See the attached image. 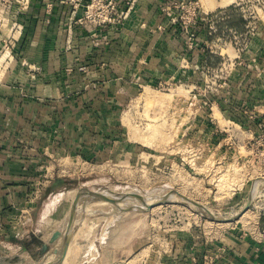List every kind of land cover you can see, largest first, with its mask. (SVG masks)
Segmentation results:
<instances>
[{"label": "rangeland", "instance_id": "374dc122", "mask_svg": "<svg viewBox=\"0 0 264 264\" xmlns=\"http://www.w3.org/2000/svg\"><path fill=\"white\" fill-rule=\"evenodd\" d=\"M4 1L10 8L5 10L2 30L9 36L0 46V66L11 70L26 64L14 49L21 12L46 2L51 17L60 4L71 5L65 0H20L19 5L16 0ZM222 1L231 4L240 28H245L244 18L257 23L264 16V0ZM198 2L206 6L217 0ZM255 24L251 35L257 31ZM240 40L234 39L235 47L241 46ZM206 82L197 89L180 84L148 88L123 106L119 120L97 121L91 116L88 122L76 121L78 129L71 140L61 139L67 146L71 141L72 148L51 159L55 181L40 208V215L47 212L48 217L35 228L37 237L10 235L0 228V264H60L74 204L71 244L61 264H111L121 256L120 250L101 245L137 243L132 259L142 263L152 252L160 257L164 243L171 241L215 245L221 252L231 237L264 240V123L256 119L262 124L258 133L252 124L244 127L241 121L247 113L236 105L227 107L221 93L215 88L211 93L212 85ZM211 101H217L220 110L213 109ZM83 143L86 150L75 152V146L81 149ZM89 191L108 194L119 204L92 201ZM82 192L86 193L76 201ZM150 199L167 202L148 209ZM249 200V211L231 223L211 220L202 211L229 219L238 216Z\"/></svg>", "mask_w": 264, "mask_h": 264}, {"label": "crops", "instance_id": "0c3cea01", "mask_svg": "<svg viewBox=\"0 0 264 264\" xmlns=\"http://www.w3.org/2000/svg\"><path fill=\"white\" fill-rule=\"evenodd\" d=\"M129 1L132 10L122 27L97 34L91 24L77 23L83 7L74 11L60 4L49 17L45 2L21 12L14 49L26 64L11 70L0 66V228L10 235L36 236L35 228L48 217L47 212L40 215V208L55 181L51 159L72 148L71 141L67 146L61 139L71 140L78 129L74 123L91 116L119 120L123 106L148 88H202L229 56L236 64L220 98L227 107L250 112L245 118L256 133L258 121L264 123V16L257 23L244 18L245 28H240L231 4L201 5L200 15L208 19L200 21L190 49L187 31L161 11L163 0ZM7 16L0 7V46L9 36L2 30ZM236 35L241 36V52L234 45ZM233 50L235 56L229 54ZM211 102L220 110L217 101ZM75 147L77 153L86 150L84 143ZM235 239L228 238L221 252L215 245L167 242L160 257L152 252L142 263L132 259L137 243L101 248L121 251L111 264H264V240Z\"/></svg>", "mask_w": 264, "mask_h": 264}, {"label": "built area", "instance_id": "2783aa9c", "mask_svg": "<svg viewBox=\"0 0 264 264\" xmlns=\"http://www.w3.org/2000/svg\"><path fill=\"white\" fill-rule=\"evenodd\" d=\"M15 2L18 5L21 4L20 0H16ZM64 2L70 4L75 11L81 7L84 8V15L78 19L77 23L80 25L91 24L95 34H97L98 30L102 31L106 27L121 28L128 19L133 6V2L129 0H65ZM0 7H4L6 10L10 8V5L4 0H0ZM161 11L169 17L173 23L179 24L187 31L188 46L192 49L197 37L200 21H207L208 19L201 17V6L198 0H163ZM12 20L16 26L17 17L15 16ZM211 30L214 31V28L212 27ZM240 38L241 36L239 35L234 37L236 41ZM236 48L239 52L242 51V45ZM234 63L235 60L232 61L228 56L227 59L223 61L220 69L209 76V80L206 83L212 85L210 88L211 93H213L212 88H215L214 91L218 94L220 90L228 87V80L233 71L232 67ZM219 74H221L220 78ZM250 119L253 120L254 117L250 116ZM259 126L262 127V124Z\"/></svg>", "mask_w": 264, "mask_h": 264}, {"label": "water", "instance_id": "95a60500", "mask_svg": "<svg viewBox=\"0 0 264 264\" xmlns=\"http://www.w3.org/2000/svg\"><path fill=\"white\" fill-rule=\"evenodd\" d=\"M85 193L84 192L80 193L77 196L76 201L80 198L81 194H85ZM86 194H87V196L91 197L90 200H92V201L98 200V201L112 202L114 204L119 203V199L111 197L108 194H103L100 192H91V191L87 192ZM76 201H75V203H76ZM166 202H167V200L161 199L158 202H156L155 204L146 205V208L151 209V208L157 207L159 205H162ZM196 205L199 206L198 204H196ZM250 206H251V200L248 201L247 205L245 206V208L242 210V212L238 216L230 218V219L222 220V219H219L215 216H209L208 218H210L211 220H214L216 222H228V223L235 222V221L240 219L241 215H243L246 211H248L250 209ZM137 209L139 210V208H137ZM75 214H76V204L73 205L72 210H71V216H70V220H69V224H68V229L66 232V238H65V241L63 242L61 259L65 258L67 256L68 249H69V246L71 244V230L73 228Z\"/></svg>", "mask_w": 264, "mask_h": 264}, {"label": "bare ground", "instance_id": "6f19581e", "mask_svg": "<svg viewBox=\"0 0 264 264\" xmlns=\"http://www.w3.org/2000/svg\"><path fill=\"white\" fill-rule=\"evenodd\" d=\"M131 195H132V194H131ZM176 196H179V197H181V198H184V197H182V195L179 194L178 192L176 193ZM178 199H179V198H178ZM176 200H177V199H176ZM183 202H186V203L188 202V203H189V200L184 199ZM110 203H112V202H110ZM155 203H156V201H155L154 199H150V201H148L146 205H152V204H155ZM193 203H194V202H193ZM193 203L190 202V206H191ZM112 204H114V203H112ZM115 204H117V203H115ZM118 204H119V203H118ZM194 204H195V203H194ZM79 205H80V204H79ZM190 208H191V207H190ZM202 211H203L204 215L207 216V218H208L209 216H212V215H210V213H209L210 210L208 211V210H206L205 208H203ZM248 211H249V210H248ZM246 212H247V211H246ZM246 212H245V213H246ZM245 213H244V214H245ZM244 214H243V215H244ZM200 215H201V214H200ZM243 215H241V217H242ZM241 217H240V218H241ZM229 219H230V218H229ZM222 220H226V219H222ZM220 223H228V222H220ZM61 255H62V252H61ZM61 255H60V256H61ZM62 258H63V257H62ZM63 259H64V258H63ZM63 259H61V257H60V260H59V261H60V262H59L60 264L63 262Z\"/></svg>", "mask_w": 264, "mask_h": 264}, {"label": "trees", "instance_id": "16d2710c", "mask_svg": "<svg viewBox=\"0 0 264 264\" xmlns=\"http://www.w3.org/2000/svg\"><path fill=\"white\" fill-rule=\"evenodd\" d=\"M247 122H249V120L248 119H245L244 121H241V124L245 127V126H248L249 124H247ZM249 126H252L253 127V125H249Z\"/></svg>", "mask_w": 264, "mask_h": 264}]
</instances>
